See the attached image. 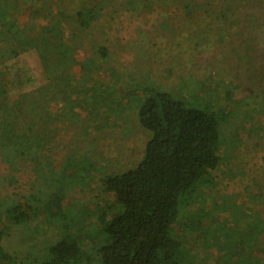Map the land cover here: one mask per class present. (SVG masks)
<instances>
[{
    "label": "trees",
    "instance_id": "16d2710c",
    "mask_svg": "<svg viewBox=\"0 0 264 264\" xmlns=\"http://www.w3.org/2000/svg\"><path fill=\"white\" fill-rule=\"evenodd\" d=\"M68 1L0 0V67L21 53L34 51L43 76L36 88L15 98L9 96L0 77V151L11 163V169H16L15 163L19 161H32L34 171L41 172V166L47 163L56 147L51 143L58 136L57 125L64 124L72 133L66 147L68 164L57 173L59 178L55 180L61 188L67 185L73 188L82 178L80 171L92 167L90 158L80 156L77 148L86 138L85 128L96 117L97 110L106 107L109 111L107 86L104 88L99 82L89 80L94 70L101 69V64L109 66V51L104 45H90L88 37L94 30L107 27L100 24L107 12L109 17L119 16L121 12L151 13L175 2ZM179 3L189 15L202 11L210 21L226 20L235 24V37L240 40L230 50V71L240 83L250 81L252 85L264 86V0H242L235 11L224 6L218 10L207 9L210 7L207 0ZM26 5L31 26L21 25L17 19V11ZM37 21L46 24L37 29L34 24ZM86 43L90 56L79 62L76 51ZM74 66L80 69L78 77L72 70ZM124 90L129 95L126 96L128 104L135 105L138 126L148 133L142 157L133 168L121 173H103L100 177L113 202L107 203L104 215L111 212L112 216L103 225L97 246L79 242L83 226L73 213L61 212L60 196L53 194L52 203L57 211L50 212L47 219L56 223L57 231L45 241L38 264L186 262L187 250L173 226L182 218L196 223V217L188 219L189 208L201 196L203 188L214 185L224 113L195 101L193 93L183 98L180 94L137 84ZM85 103L91 107V117L82 118ZM16 209L19 208L13 205L6 213L0 211V217L4 215L16 223L26 221L25 214L15 213ZM220 209L232 216L237 214L233 209ZM32 211L35 218L36 206ZM238 222L234 224L242 226ZM3 236L0 230V259L4 256ZM252 261L259 260L251 259L249 264Z\"/></svg>",
    "mask_w": 264,
    "mask_h": 264
},
{
    "label": "rangeland",
    "instance_id": "374dc122",
    "mask_svg": "<svg viewBox=\"0 0 264 264\" xmlns=\"http://www.w3.org/2000/svg\"><path fill=\"white\" fill-rule=\"evenodd\" d=\"M180 1L151 13L120 11L119 16L109 17L107 12L100 20L107 27L94 30L88 37L90 45H104L109 51V72L107 65L101 64L89 79L107 86L109 111L106 107L98 109L85 128L87 136L77 150L80 156L90 158L92 167L80 171L82 178L73 188H61L55 182L57 173L68 164L66 147L72 131L64 124L57 125L58 136L51 143L56 147L41 172L34 171L32 161H19L16 169H11L0 151V211L6 213L16 205L19 209L15 213L20 211L27 218L16 223L0 217L4 232L0 264H38L45 241L57 231L56 223L47 219L50 212L57 211L53 194L60 196L61 212L73 213L83 226L79 242L89 247L99 244L101 229L112 216L111 212L104 215L107 203L113 202L99 179L103 173L135 167L148 139L124 90L136 84L183 98L193 93L195 101L224 113L214 185L203 188L189 208L188 219L194 216L197 222L182 218L173 226L187 250L184 264H249L251 259L259 260L252 264H264V86L240 83L230 71V50L240 40L235 37V24L210 21L202 11L189 15ZM207 1V9L213 10L224 6L235 11L242 4V0ZM28 7L16 13L21 25L31 26ZM34 24L40 29L46 22ZM87 44L76 51L79 62L90 56ZM72 70L78 77L79 67ZM0 77L11 98L36 88L43 78L34 51L21 53L0 67ZM82 107V118L89 117L91 107L86 103ZM35 206L36 216L32 218ZM220 208L233 209L237 214L232 216ZM234 220L241 221L242 226H236Z\"/></svg>",
    "mask_w": 264,
    "mask_h": 264
}]
</instances>
